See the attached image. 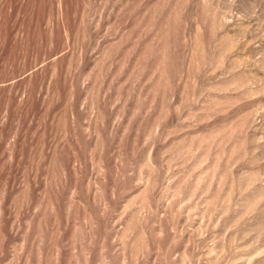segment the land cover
<instances>
[{"label":"rangeland","instance_id":"rangeland-1","mask_svg":"<svg viewBox=\"0 0 264 264\" xmlns=\"http://www.w3.org/2000/svg\"><path fill=\"white\" fill-rule=\"evenodd\" d=\"M0 264H264V0H0Z\"/></svg>","mask_w":264,"mask_h":264}]
</instances>
